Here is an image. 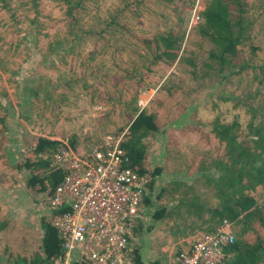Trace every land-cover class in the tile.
Listing matches in <instances>:
<instances>
[{
    "label": "rangeland",
    "instance_id": "1",
    "mask_svg": "<svg viewBox=\"0 0 264 264\" xmlns=\"http://www.w3.org/2000/svg\"><path fill=\"white\" fill-rule=\"evenodd\" d=\"M5 1L12 12L0 8L3 263L44 255L39 222L53 215L47 193L26 185L31 170L23 166L36 158L37 138L60 141L77 155L105 136L124 135L140 111L153 113L159 129L145 139L148 203L132 227L127 254L130 264L134 249L142 264L168 263L208 226L211 214L198 216L194 201L217 202L206 183L215 171L205 168L223 152L212 121L236 119L246 132L251 115L235 97L264 99V0H245L249 38L229 66L209 59L211 43L198 30L208 0H84L75 18L66 0ZM169 31L182 37L174 62L156 57L159 37ZM57 153L42 155L57 165ZM160 210L162 217H154Z\"/></svg>",
    "mask_w": 264,
    "mask_h": 264
},
{
    "label": "trees",
    "instance_id": "2",
    "mask_svg": "<svg viewBox=\"0 0 264 264\" xmlns=\"http://www.w3.org/2000/svg\"><path fill=\"white\" fill-rule=\"evenodd\" d=\"M84 0H66L68 3L67 14L75 18L73 11ZM171 1V0H168ZM2 0L0 8L6 7ZM247 1L245 0H208L201 12L203 24L198 26L201 36L211 43L209 59L218 60L221 65L231 64L238 46L249 38V20L246 17ZM14 29V28H13ZM95 33H97L95 31ZM99 33V32H98ZM163 42L156 57H165L174 62L177 56L181 35L176 36L173 31L159 37ZM143 41L149 43V40ZM162 57V58H163ZM235 66V64H233ZM257 95H260L259 93ZM256 95L251 93L236 96L247 104L246 112L251 118L246 123V132L240 130L238 121L223 122L215 118L212 121V131L222 143L223 152L212 158L205 168H212L215 175H207L206 183L213 189L217 200L213 207H207L203 201H194L195 212L198 216L209 212L211 216L206 220L208 226L204 231H210L222 219L232 223L235 240L225 248V257L222 264H264V202L260 203L261 192L264 191V99L255 101ZM224 99V98H222ZM159 127L155 115L151 112L140 111L129 123L121 147L129 157V166L139 174L147 173L144 166L146 162L145 139L151 133L158 131ZM240 130V131H239ZM72 144V143H71ZM67 148L60 141L47 137H38L32 153L36 158L27 159L24 167L31 170L26 185L35 192L50 194L62 180L65 171L52 164V153H61ZM42 169L37 173L36 170ZM159 168L153 175L158 174ZM260 191H257V188ZM174 185L173 191L176 190ZM258 193V196H256ZM197 199L194 197L193 200ZM144 203H148L147 197ZM163 210L154 214L161 218ZM40 226L43 229L42 251L43 256L34 255L29 261L17 258L12 264H51L57 257L62 259L63 247L58 229L52 221L42 219ZM3 223L0 221V228ZM252 236V237H251ZM135 257L131 259L134 264H142L137 249ZM0 264L3 263L0 256ZM155 264H159L156 262Z\"/></svg>",
    "mask_w": 264,
    "mask_h": 264
},
{
    "label": "built area",
    "instance_id": "3",
    "mask_svg": "<svg viewBox=\"0 0 264 264\" xmlns=\"http://www.w3.org/2000/svg\"><path fill=\"white\" fill-rule=\"evenodd\" d=\"M123 134L77 155L62 149L55 156L65 174L47 203L62 240V264H130L131 230L143 212L148 179L129 166ZM234 240L232 223L222 219L166 264H222Z\"/></svg>",
    "mask_w": 264,
    "mask_h": 264
},
{
    "label": "crops",
    "instance_id": "4",
    "mask_svg": "<svg viewBox=\"0 0 264 264\" xmlns=\"http://www.w3.org/2000/svg\"><path fill=\"white\" fill-rule=\"evenodd\" d=\"M40 223V222H39ZM5 224V223H4ZM41 227V226H40ZM27 264V263H26ZM55 264H57V263H55Z\"/></svg>",
    "mask_w": 264,
    "mask_h": 264
}]
</instances>
